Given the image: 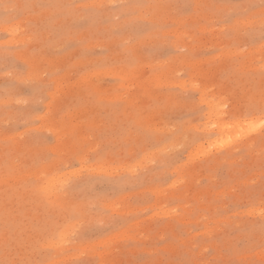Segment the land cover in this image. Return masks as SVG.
Masks as SVG:
<instances>
[{"label":"rangeland","instance_id":"obj_1","mask_svg":"<svg viewBox=\"0 0 264 264\" xmlns=\"http://www.w3.org/2000/svg\"><path fill=\"white\" fill-rule=\"evenodd\" d=\"M262 4L0 0V261L264 264Z\"/></svg>","mask_w":264,"mask_h":264},{"label":"snow or ice","instance_id":"obj_2","mask_svg":"<svg viewBox=\"0 0 264 264\" xmlns=\"http://www.w3.org/2000/svg\"><path fill=\"white\" fill-rule=\"evenodd\" d=\"M261 7H264V4H262ZM261 31L264 32V23L261 24ZM249 108L250 110L245 115L246 120L248 119V117L253 116L254 114L253 110L256 108L255 103L250 102ZM257 115H258V120L248 121V128L250 131H255L257 128L264 129V93H262L261 106L258 109ZM35 183L39 185L37 194L42 197H47L51 187L53 186L52 181L50 180L48 175L47 174L43 175L40 178V180L35 181ZM63 187L64 185H62L61 190H63ZM57 232H58L59 239H61L64 242H67L64 231L60 229L59 227H57ZM0 264H13V262L9 260H3V261H0Z\"/></svg>","mask_w":264,"mask_h":264},{"label":"bare ground","instance_id":"obj_3","mask_svg":"<svg viewBox=\"0 0 264 264\" xmlns=\"http://www.w3.org/2000/svg\"><path fill=\"white\" fill-rule=\"evenodd\" d=\"M17 27V26H16ZM86 79V78H85ZM84 79V80H85ZM81 80V79H80ZM143 80V79H142ZM82 81V80H81ZM86 82V81H85ZM98 83V82H97ZM90 84V83H89ZM132 86V85H131ZM148 86H149V84H148ZM134 91V90H133ZM136 91V90H135ZM74 92V91H73ZM139 97V96H138ZM136 99V98H135ZM140 99H142V98H140ZM59 107V106H58ZM219 111V110H218ZM84 116V115H83ZM143 120V119H142ZM162 121V120H161ZM218 121V120H217ZM241 124H243L242 123V121L240 122ZM235 124V123H234ZM158 125V124H157ZM225 125V124H224ZM226 126V125H225ZM214 127V126H213ZM224 127V126H223ZM67 128V127H66ZM150 128V127H149ZM221 129H222V127H221ZM170 130V129H169ZM224 131V130H223ZM78 132V131H77ZM56 137V136H55ZM176 145V144H175ZM156 157V156H155ZM131 165V164H130ZM43 169H44V167H43ZM51 180V179H50ZM51 194V193H50Z\"/></svg>","mask_w":264,"mask_h":264}]
</instances>
